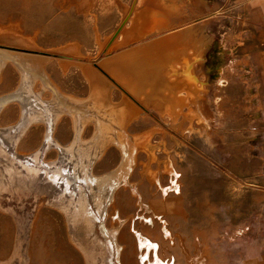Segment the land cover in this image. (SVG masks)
<instances>
[{
    "label": "rangeland",
    "instance_id": "1",
    "mask_svg": "<svg viewBox=\"0 0 264 264\" xmlns=\"http://www.w3.org/2000/svg\"><path fill=\"white\" fill-rule=\"evenodd\" d=\"M0 56L6 57L0 97L25 79V95L54 109L59 98L92 103L94 81L113 106L127 97L136 112L126 129L137 149L130 183L101 212L84 181L69 185L77 197L86 194L98 218L94 233L62 201L73 164L57 148L37 153L45 122L32 123L12 148L24 129L14 126L35 108L24 112L18 98L8 101L0 109V135L21 161L0 142V264H150L157 257L162 264H245L254 255L255 208L240 204L230 170L247 144L238 137L240 111L226 108V0H0ZM163 74L161 101L144 99L149 87L132 91L138 78L158 82ZM83 123L77 150L86 152L97 125ZM53 136L62 146L73 144L76 118L62 112ZM25 156L65 175L50 177ZM122 157L121 147L108 143L92 173L113 172ZM138 233L160 246L156 254L145 257Z\"/></svg>",
    "mask_w": 264,
    "mask_h": 264
},
{
    "label": "bare ground",
    "instance_id": "2",
    "mask_svg": "<svg viewBox=\"0 0 264 264\" xmlns=\"http://www.w3.org/2000/svg\"><path fill=\"white\" fill-rule=\"evenodd\" d=\"M2 54V53H1ZM1 57V56H0ZM0 71L3 68L6 57L2 56L0 59ZM109 63V62H108ZM152 71V70H151ZM25 74H32L29 70H24ZM27 76V75H26ZM142 76V75H141ZM166 76V75H165ZM164 74L161 76L158 82L151 80H136L131 83L132 91L135 93H140L142 90H145L146 87L152 89L151 91L145 90L144 99L146 100H159L163 99L162 94L159 91L162 84L160 83L161 79L166 80ZM34 77V76H33ZM138 77V76H137ZM143 78V77H142ZM157 78V77H156ZM156 80V79H155ZM163 80V81H164ZM26 79L22 86L18 88L16 91H13L9 94L0 97V109L8 103L12 98H18L19 101L24 105V109L35 108V112L31 113L30 119L24 120L21 123L14 126V128H22L13 136V146L17 143L19 138L23 135L25 129H27L32 123L37 121H43L46 124V136L44 139V143L42 147L37 151L39 155H43L47 149L49 148H57L67 164L70 162L73 164V169L75 172V176L65 175V172L55 164L49 165L46 164L43 160H36L33 157H26L25 159H32L36 164L38 169L43 168L46 170V174L51 175L50 177H56L59 174L65 175L67 184L61 189L63 191V196L65 197L63 200L68 201L65 203L67 205V212H72V217H75L79 220L81 224L84 225V228H87L95 233L96 224L98 222L97 216H93L88 209V200L86 194L84 192L80 197H77L76 192L71 191L69 188L71 183H75L76 180L84 181L93 191V197L95 199V203L99 211L101 212L103 206L105 204H109L113 199V195L116 189L124 184L130 183V174L133 170L134 164L136 162V144L130 142L128 137L127 126L130 122L129 120L135 116V110L132 107L131 101L126 98L123 99V102L118 106H113L109 99H106V95L102 90V87L97 85V82L94 81L95 87L92 90L91 101L90 104H81L76 101H69L68 99H60V105L58 109H54L53 107H49L45 104L42 98H39L38 95H35L37 98L35 100H30L28 96L24 93V88L26 87ZM46 83H51L49 80L45 81ZM164 83V82H163ZM165 84V83H164ZM170 84V83H169ZM130 85V84H129ZM94 86V85H93ZM166 87V86H165ZM162 89H164L162 87ZM162 91V90H161ZM24 96V97H23ZM56 96H59L58 94ZM36 102L34 105L33 102ZM135 104V103H134ZM37 105V106H36ZM112 105V106H111ZM91 109V111L95 112V115H90L86 112L85 108ZM31 109V110H32ZM89 111V110H88ZM62 112H69L76 118V138L73 144L70 146H62L53 136V130L57 119L59 118ZM26 114V113H25ZM134 118V117H133ZM92 119L97 125V133L94 142L91 143V151L81 152L77 150L78 145L82 143L81 141V133L83 131V122L86 120ZM105 119L108 122H105ZM109 126L111 127L109 128ZM116 126V128H115ZM109 131H108V129ZM11 132V131H10ZM13 132V131H12ZM16 132V131H14ZM5 136L4 134H2ZM0 142L4 146L8 153L15 160L21 159L18 157L19 154H13L11 151L12 148L6 144L4 137L0 135ZM110 142L117 143L122 151H123V159L120 165L117 166V169L111 173H107L106 175L96 176L92 173V167L96 161H98L99 157L102 155L103 148ZM110 145V144H109ZM138 148V147H137ZM23 163V162H22ZM26 163V160H25ZM68 163V164H70ZM55 166V167H53ZM170 167V166H169ZM170 169V168H169ZM172 169V168H171ZM2 170V169H1ZM167 171H169L167 169ZM173 171V170H172ZM177 181L173 180L172 187L177 190ZM83 189V188H82ZM83 191V190H82ZM112 232L114 235H117L119 229H113ZM143 233V232H142ZM140 248L143 252L146 253L145 257L149 258V255L152 251L156 254L160 246L154 243L144 234L138 233ZM171 236V235H170ZM121 248V247H120ZM144 254V253H143ZM158 258V257H157ZM156 258L155 262L150 264H162L158 262ZM163 262V261H162ZM163 264H175L172 263H163Z\"/></svg>",
    "mask_w": 264,
    "mask_h": 264
},
{
    "label": "crops",
    "instance_id": "3",
    "mask_svg": "<svg viewBox=\"0 0 264 264\" xmlns=\"http://www.w3.org/2000/svg\"><path fill=\"white\" fill-rule=\"evenodd\" d=\"M227 104L240 111L238 137L247 144L233 155L230 170L239 182L240 204L255 208L257 246L245 264H264V0H226Z\"/></svg>",
    "mask_w": 264,
    "mask_h": 264
}]
</instances>
